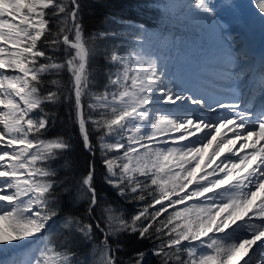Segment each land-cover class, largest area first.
<instances>
[{
    "label": "snow or ice",
    "instance_id": "snow-or-ice-1",
    "mask_svg": "<svg viewBox=\"0 0 264 264\" xmlns=\"http://www.w3.org/2000/svg\"><path fill=\"white\" fill-rule=\"evenodd\" d=\"M249 4L264 26V0ZM182 7L222 34L246 24L238 0ZM83 11L82 0H0V253L14 252L0 264H264V53L238 76L248 100L213 101L143 24L122 46L117 30L87 34ZM60 106L119 203L93 161L60 175L74 148L71 133L49 135ZM121 237L152 244L122 260Z\"/></svg>",
    "mask_w": 264,
    "mask_h": 264
},
{
    "label": "trees",
    "instance_id": "trees-1",
    "mask_svg": "<svg viewBox=\"0 0 264 264\" xmlns=\"http://www.w3.org/2000/svg\"><path fill=\"white\" fill-rule=\"evenodd\" d=\"M165 0H82L84 5L83 24L85 26L87 34H93L97 31L104 30H117L121 35L122 46H130L128 43L129 34L138 28L141 24L144 25L145 31L150 38L152 45L155 48L165 52H168L170 47L174 49L179 39L177 37V31L174 21L170 22V15L160 9L159 3ZM118 21V22H114ZM171 24V25H170ZM132 27H128V26ZM168 47L164 49L166 46ZM170 46V47H169ZM96 67L101 72L104 69V62L102 57H98ZM65 79L67 77L65 76ZM102 75L98 76V80H102ZM57 120L50 130V137L69 132L73 136L74 148L70 155L67 157L71 164V169L63 166V160L57 163L55 166L61 169L60 175L72 174L78 176L86 168V165L93 161L95 163L96 181L97 184L102 187V195L110 201L120 202L119 197L116 196L115 190L110 189L103 183V176L105 169L101 163L99 152L95 158L90 156L84 149L79 136L76 134L75 128L69 120L67 115V106H60L54 109ZM127 211L131 213L133 208L131 205H124ZM67 210V208L65 209ZM73 211H79L80 209H72ZM59 221L51 224L48 232L53 240H59L61 238V232L58 231ZM124 243V250L121 253V259L127 260L128 256L137 249L149 248L152 241L144 240L140 241L134 237H121ZM83 247V245L81 246ZM10 250L8 252L0 253V259H5L14 255V252ZM9 254V255H7ZM19 258V256H17ZM155 264L156 258H152Z\"/></svg>",
    "mask_w": 264,
    "mask_h": 264
},
{
    "label": "rangeland",
    "instance_id": "rangeland-1",
    "mask_svg": "<svg viewBox=\"0 0 264 264\" xmlns=\"http://www.w3.org/2000/svg\"><path fill=\"white\" fill-rule=\"evenodd\" d=\"M187 2L188 0H165L159 3L160 9L170 15V22L174 21L173 19L176 20L174 23L179 29L176 32L177 37L181 39L175 43L177 45L174 49L169 46L168 52L163 49L159 50L164 61L173 71L180 68L185 70L189 76L191 73H196L200 93L208 96L210 100H219L222 95L231 96L230 94L233 93L239 97L238 92L240 93L242 88L234 86L239 83V73L236 75L232 73L235 72L238 65L245 61V58L235 60L237 56L240 57L237 48L247 47L250 46V43H254V41L247 42L246 46L244 34L253 38L259 34L257 28L260 30L262 28L257 25L259 22L262 24L260 16L250 7L249 0H238L243 4L246 24L242 28L233 24L231 34H222L219 29L193 17L188 9L183 8L182 6ZM225 18L231 22L230 17L226 16ZM262 31H264V27ZM261 40L262 38L257 44H262ZM262 45L263 47L257 49L264 53V44ZM165 46L164 49L168 47V45ZM220 66L222 69L219 68Z\"/></svg>",
    "mask_w": 264,
    "mask_h": 264
},
{
    "label": "bare ground",
    "instance_id": "bare-ground-1",
    "mask_svg": "<svg viewBox=\"0 0 264 264\" xmlns=\"http://www.w3.org/2000/svg\"><path fill=\"white\" fill-rule=\"evenodd\" d=\"M260 23V22H259ZM257 24V25H260V26H262V24ZM239 28H242V27H240V26H238ZM264 26H262V28H263ZM257 28V27H256ZM262 28H261V30H260V28H257L258 30H259V34L257 35V36H255V38H253L252 36H250V35H248V34H244V44L247 46V42H253L254 41V43H250V46H247V47H245V46H243V48H237V51H239V52H241L242 50H247L248 51V56H247V58H245V60H246V62H247V70H249V72L251 71V72H255V70H256V68H258L259 67V58H260V56H261V54H262V52L259 50V49H257V48H261V47H263V45L262 44H264V31H262ZM255 34V33H254ZM262 38V40L261 41H263L262 42V44H257L258 43V41L260 40ZM257 40V41H256ZM260 43V42H259ZM264 51V50H263ZM238 55V54H237ZM239 59V57L237 56L236 58H235V60H238ZM233 60V59H232ZM253 63H255V68H252L251 67V65L253 64ZM234 66V65H233ZM245 67H246V64H245ZM239 69V68H238ZM238 71V70H237ZM239 76H241V74L239 75ZM229 78H231V77H229ZM228 78V79H229ZM232 79H234V78H232ZM228 84V83H227ZM251 84H252V82L250 81V80H248L247 79V81L245 82V83H242V84H240V87L241 86H243V90L245 91V95H244V99L245 100H248V93H249V90L251 89ZM235 85V84H234ZM227 86V85H226ZM240 89V88H239ZM230 91V90H229ZM238 91V90H237ZM237 94V93H236ZM259 94L258 93H254L253 94V96H252V103H256V104H258L259 103V101L257 100V96H258ZM232 97L231 96H229V95H222L221 97H219V100H228V99H231ZM251 104V103H250ZM229 135H231V134H229Z\"/></svg>",
    "mask_w": 264,
    "mask_h": 264
}]
</instances>
